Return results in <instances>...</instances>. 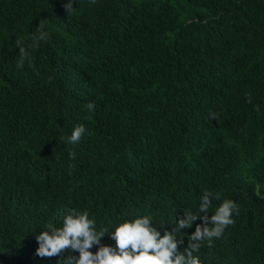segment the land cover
<instances>
[{
    "label": "trees",
    "instance_id": "1",
    "mask_svg": "<svg viewBox=\"0 0 264 264\" xmlns=\"http://www.w3.org/2000/svg\"><path fill=\"white\" fill-rule=\"evenodd\" d=\"M66 3L0 0V264H57L35 235L67 211L171 230L205 191L209 214L238 210L202 264H264V0ZM39 23L49 39L20 68Z\"/></svg>",
    "mask_w": 264,
    "mask_h": 264
},
{
    "label": "clouds",
    "instance_id": "2",
    "mask_svg": "<svg viewBox=\"0 0 264 264\" xmlns=\"http://www.w3.org/2000/svg\"><path fill=\"white\" fill-rule=\"evenodd\" d=\"M94 2V0H93ZM73 0H67L65 7L72 10ZM49 39V32L43 24L38 25L36 32L29 37L27 46H19L21 59L17 66L24 67V61H31V51L39 47L41 41ZM22 45V42H18ZM93 111V102L87 104ZM88 130L83 123L75 125L65 137L67 144L75 145ZM74 157L75 153H71ZM213 194L205 191L201 196L198 208L184 210L182 215L174 214L172 227L168 230L163 222L159 227L154 224L153 217L137 215L126 218L108 227H99L97 220L87 211L70 210L64 213L59 226L47 224L39 234L35 235L38 247L36 255L40 258L58 257L57 264H202L197 253L201 244L222 236L225 228L234 223L233 214L238 205L231 199H224L210 213ZM183 251L185 231L197 220ZM163 230V233L161 231ZM108 233L113 244L101 245V237ZM97 245L93 253L90 249ZM75 255L74 253H77ZM67 253V254H65Z\"/></svg>",
    "mask_w": 264,
    "mask_h": 264
}]
</instances>
